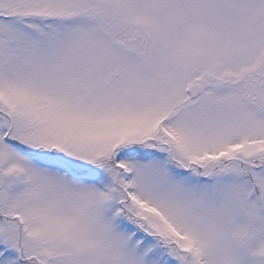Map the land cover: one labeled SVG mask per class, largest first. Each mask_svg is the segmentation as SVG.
<instances>
[{
	"label": "snow or ice",
	"instance_id": "snow-or-ice-1",
	"mask_svg": "<svg viewBox=\"0 0 264 264\" xmlns=\"http://www.w3.org/2000/svg\"><path fill=\"white\" fill-rule=\"evenodd\" d=\"M0 264H264V0H0Z\"/></svg>",
	"mask_w": 264,
	"mask_h": 264
}]
</instances>
